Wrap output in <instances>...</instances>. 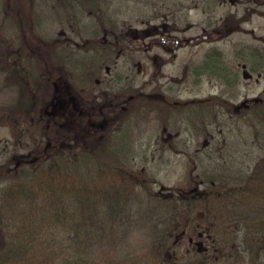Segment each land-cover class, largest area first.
Returning <instances> with one entry per match:
<instances>
[{"label":"rangeland","instance_id":"obj_1","mask_svg":"<svg viewBox=\"0 0 264 264\" xmlns=\"http://www.w3.org/2000/svg\"><path fill=\"white\" fill-rule=\"evenodd\" d=\"M105 1L104 21L126 31L118 54L99 23L70 22L60 0H36L43 58L0 11V164L58 146L54 126L41 129L53 94L46 67L64 75L74 102H111L115 113L138 91L220 105L211 115L143 103L121 112L114 134L133 141L127 163L146 177L98 196L87 219L75 202H11L0 192V264H264V194L237 191L240 175L264 179V149L232 110L264 93V0ZM209 177L225 182L217 194Z\"/></svg>","mask_w":264,"mask_h":264},{"label":"trees","instance_id":"obj_2","mask_svg":"<svg viewBox=\"0 0 264 264\" xmlns=\"http://www.w3.org/2000/svg\"><path fill=\"white\" fill-rule=\"evenodd\" d=\"M2 1L0 11L4 10L8 21L11 20V23L18 25L22 38L36 43L33 54L43 58L41 54L37 53V49H41L40 42L43 40L37 37V31L40 30L38 17L42 14L36 9L38 8L36 0ZM60 1L65 6L63 13L70 22L79 23L85 20L86 15L89 16L101 25L100 30L117 42L105 45L107 52L111 47L112 49L114 47L116 54L121 51L118 44H123L126 31L117 30L112 16H107V21H104L103 15L107 12L105 11V0ZM75 11L78 12V15H75ZM100 30H94L93 37H97ZM45 43L47 42H43V44ZM40 51L42 52V50ZM45 72L49 75L53 94L51 100L42 110V120L46 119L47 121L45 129L43 127L41 129L44 133H48L50 127L54 126L59 136L58 146L49 140L39 153L25 148L22 152L12 154L9 159L0 164V192L11 202L30 203L36 198H41L46 202H63L65 205L75 202L77 212L84 219H87L88 213H92L91 208L95 206L93 201L98 196H116L115 192L119 187H136V181H129L130 179L146 177L145 173L135 171L127 163V159H130L131 152H133V141L131 143H126L124 139L118 141L120 131L119 134H114L118 130H115L118 123L114 121L121 117V112L125 109L132 111L130 108L134 105L143 103L177 114H198L203 110L204 114L211 115L209 110L215 105H220L213 99L183 103H177L168 98L154 100L152 94L138 91L118 105L120 111L115 113L116 109L114 108L116 107L111 102L93 106L85 102L83 104L74 102L64 75L54 76L47 67ZM232 110L239 121L251 124L256 143L264 149V93L259 99L254 100L252 106L243 103L234 105ZM194 121L198 120L194 119ZM205 121L197 128L198 131L206 130ZM240 176H238V180L241 181V185L237 186L239 190L236 189L238 192L248 190L254 195L264 194V179L259 180L258 184H254L250 177L243 176L241 178ZM219 178L220 180L211 178L209 182V187L214 190V194L220 192V187L225 185L222 178ZM198 192V188H193L190 191L194 199L198 198ZM188 197L189 194L181 192L178 200L183 201ZM93 204L94 206H92Z\"/></svg>","mask_w":264,"mask_h":264}]
</instances>
